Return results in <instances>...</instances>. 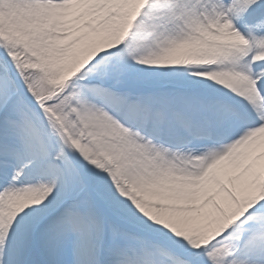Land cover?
<instances>
[{"label": "snow or ice", "instance_id": "snow-or-ice-1", "mask_svg": "<svg viewBox=\"0 0 264 264\" xmlns=\"http://www.w3.org/2000/svg\"><path fill=\"white\" fill-rule=\"evenodd\" d=\"M0 264H264V0H0Z\"/></svg>", "mask_w": 264, "mask_h": 264}]
</instances>
